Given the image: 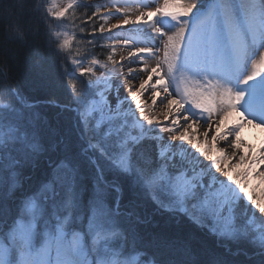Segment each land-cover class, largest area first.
Returning <instances> with one entry per match:
<instances>
[{"label":"snow or ice","instance_id":"obj_1","mask_svg":"<svg viewBox=\"0 0 264 264\" xmlns=\"http://www.w3.org/2000/svg\"><path fill=\"white\" fill-rule=\"evenodd\" d=\"M110 2L116 11L99 16L104 23L87 40L94 49L96 32L120 29L99 45L108 49L103 59L76 33L103 5L34 4L49 43L72 66L65 75L76 127L47 133L18 88L0 89V264H264V199L243 182L253 168L264 176V146L240 151L245 124L264 127V0ZM132 4L144 9L134 19ZM81 7L94 10L78 16ZM110 16L123 19L106 29ZM128 24L134 36L119 39ZM118 44L129 49L120 61ZM121 61L139 62V71L125 73ZM117 77L128 79L129 95ZM36 171L43 175L34 183ZM156 214L211 235L218 250L194 259L189 234L157 229Z\"/></svg>","mask_w":264,"mask_h":264},{"label":"trees","instance_id":"obj_2","mask_svg":"<svg viewBox=\"0 0 264 264\" xmlns=\"http://www.w3.org/2000/svg\"><path fill=\"white\" fill-rule=\"evenodd\" d=\"M35 3L36 0H0V70L7 75L6 81L0 78V89L5 84L18 88L28 103L33 105L35 119L47 133L75 134L76 112L73 111V97L65 75V68L71 71L70 63L50 45L46 25L34 9ZM85 11L88 15L92 13L89 8H79L77 15L81 16ZM92 27L88 29L89 33ZM21 35L23 38H20ZM88 39H92V35L83 33L82 47L89 48L103 59L106 51L99 47L101 41L96 37L97 46L93 49L87 45ZM42 175V171L34 172L33 182L41 179ZM147 211L149 216L154 214L153 209ZM156 216L153 226L157 229L165 228L177 235L184 232L189 234L191 244L198 253L194 259L204 260L218 250L211 235L183 226L178 228L175 220L159 214ZM150 233L151 229L145 235Z\"/></svg>","mask_w":264,"mask_h":264},{"label":"bare ground","instance_id":"obj_3","mask_svg":"<svg viewBox=\"0 0 264 264\" xmlns=\"http://www.w3.org/2000/svg\"><path fill=\"white\" fill-rule=\"evenodd\" d=\"M66 1V0H65ZM100 2L101 5H103V8L105 9L104 11H112L113 7L112 4L110 2V0H98ZM162 0H156L155 3H152L150 6L152 8H155L157 3H161ZM64 4V2H62ZM121 4H118L117 6H120ZM132 7V11L129 13L130 17L132 19L135 18L136 15L139 14V11H143L144 9L142 8H137L136 5L134 6L133 4L131 5ZM119 20H122L123 17L122 16H116ZM117 19V20H118ZM115 23H117V21H115ZM114 23V24H115ZM122 29H123V35H121L119 37V39L123 40L125 37H132L134 36V26L133 24H128V25H122ZM120 32V29H112L111 31V35L114 34L115 36L117 35V33ZM143 44H139V45H135V46H139L141 47ZM119 47V52L116 55V60L120 61V57L126 56L127 52H128V48L123 47L122 45H117ZM121 63H123L125 65V73L127 72V67L131 66L134 69H136V71H139V62H137V64H132L129 65L127 61H121ZM149 63V67H151V60L148 61ZM140 77H144L145 74L144 73H139ZM155 79V78H154ZM117 82L120 83L121 88H120V92L121 95L123 94L124 91H129L130 85H129V81L127 78L125 77H117L116 78ZM138 81V83L134 82L135 85L138 84L139 86V80H135ZM154 82V80H153ZM137 86V87H138ZM151 91V90H149ZM148 96V95H147ZM149 99V98H148ZM155 113L157 115H160L163 112V108L160 106L159 104V98L157 101V105L154 109ZM160 119L162 120L163 117L162 115H160ZM206 127V125H201L198 129L199 132H203L204 128ZM254 126L252 125H248L245 124V126L240 130V140L243 141V143L240 144V151L246 153V154H252V153H257L258 154V150L262 149V146H264V127H257L256 130H254ZM210 139V137H209ZM202 142V140H201ZM218 147H225V143L224 142H219L218 143ZM230 152V150H228ZM217 155H219V153H216ZM205 163H208L207 161H205ZM227 163L229 167H231L232 165H234L236 163V159L233 158L232 160L229 161H222V166H224V164ZM246 169V165H241L239 168H232V172L233 174H242ZM259 170H264V165L260 166ZM257 169L253 168V170L249 173L248 176L243 177V182L247 184V186H258L260 188L264 189V176L258 175L257 174ZM252 177V179L249 181V179Z\"/></svg>","mask_w":264,"mask_h":264},{"label":"rangeland","instance_id":"obj_4","mask_svg":"<svg viewBox=\"0 0 264 264\" xmlns=\"http://www.w3.org/2000/svg\"><path fill=\"white\" fill-rule=\"evenodd\" d=\"M41 2L42 3H45V2H47V0H41ZM62 2H66L65 0H56V3H57V5L59 6V7H63L64 6V4L62 3ZM82 2L83 3H90L91 5H101L100 4V2L98 1V0H82ZM81 8H83V7H81ZM89 9L91 10V12L94 10L93 8H91V7H89ZM79 9H77V11H78ZM103 10H104V8L102 7L101 8V10H100V13L98 14V16L97 17H93V20L95 21V24L93 25V23L92 22H88V24L86 25V27H87V29H89V28H91L92 26H98L99 27V25L101 24V23H104V21L103 20H100L99 19V16H103V15H105L104 13H103ZM49 19L50 20H52V18L51 17H49ZM117 17H113V16H110L109 17V19H108V21H107V23L105 24V28L107 29L108 27H110V25H112V24H114L115 23V21H117ZM52 23H53V25H56V24H58L59 22H57V21H55V20H52ZM77 23H79V21H77ZM89 23H91V24H89ZM47 28L45 27V30H46ZM76 33H77V38L78 39H81L82 40V38H83V34H81V33H79V30L78 29H76ZM87 33L90 35V33L87 31ZM109 36H113V37H115V35L114 34H110L108 31H105L104 33H100V32H97V34H96V36L95 37H97L98 39H99V41H101V44H103V43H105V42H111V41H109L108 40V37ZM52 47H54L52 44H50ZM76 45L74 44V47H75ZM88 50H89V48H87ZM119 47L117 46V48H116V54H115V59H116V55L118 54V52H119ZM90 51V50H89ZM105 51L107 52L108 51V49H105ZM90 53L91 54H93L91 51H90ZM65 56V58L67 59V57H66V55H64ZM90 58V57H89ZM69 66H70V68H71V71L73 70L72 69V66H71V64H69ZM78 75V74H77ZM136 83H138V81H135ZM138 86V84H136L135 85V87H137ZM135 87H132L131 88V90H135ZM150 92L151 91H148V92H146L145 93V96L144 97H142V100H148V98L150 97ZM127 95H129V91H124L123 92V94H122V96H127ZM148 95V96H147ZM163 120V119H162ZM256 128V127H255ZM256 130V129H255ZM201 159H203V158H201ZM219 175V174H218ZM252 179V177L249 179V181ZM247 184L248 183H246V186H247ZM247 190H248V192L250 193V194H252V195H254L257 199H264V189L263 188H260V187H258V186H255V185H252L251 187L250 186H247ZM257 215H259L258 213H257Z\"/></svg>","mask_w":264,"mask_h":264}]
</instances>
